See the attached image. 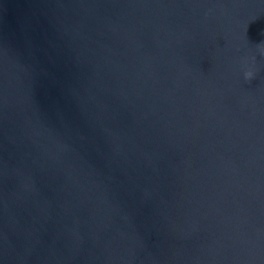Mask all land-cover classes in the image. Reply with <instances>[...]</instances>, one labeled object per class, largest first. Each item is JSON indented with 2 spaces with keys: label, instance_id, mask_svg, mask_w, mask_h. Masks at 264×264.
Segmentation results:
<instances>
[{
  "label": "water",
  "instance_id": "obj_1",
  "mask_svg": "<svg viewBox=\"0 0 264 264\" xmlns=\"http://www.w3.org/2000/svg\"><path fill=\"white\" fill-rule=\"evenodd\" d=\"M0 264H264V0H0Z\"/></svg>",
  "mask_w": 264,
  "mask_h": 264
},
{
  "label": "clouds",
  "instance_id": "obj_2",
  "mask_svg": "<svg viewBox=\"0 0 264 264\" xmlns=\"http://www.w3.org/2000/svg\"><path fill=\"white\" fill-rule=\"evenodd\" d=\"M247 75L250 77L251 76V73H248Z\"/></svg>",
  "mask_w": 264,
  "mask_h": 264
}]
</instances>
